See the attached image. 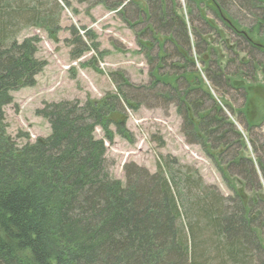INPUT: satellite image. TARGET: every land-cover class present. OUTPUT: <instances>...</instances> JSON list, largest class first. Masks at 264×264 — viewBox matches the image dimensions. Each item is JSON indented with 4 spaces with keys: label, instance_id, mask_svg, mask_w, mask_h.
Instances as JSON below:
<instances>
[{
    "label": "trees",
    "instance_id": "trees-1",
    "mask_svg": "<svg viewBox=\"0 0 264 264\" xmlns=\"http://www.w3.org/2000/svg\"><path fill=\"white\" fill-rule=\"evenodd\" d=\"M78 1L133 25L149 79L134 84L116 70L115 91L99 101L45 103L38 114L51 134L19 144L4 107L45 63L36 37H17L22 25L52 30V19L43 6L0 0V264H264V135L256 132L264 116L253 101L264 76V0ZM71 31L81 43L73 58L99 52ZM142 106H174L185 140L232 194L168 157L154 173L130 163L125 182L113 178L111 117L121 116L122 134L127 110Z\"/></svg>",
    "mask_w": 264,
    "mask_h": 264
},
{
    "label": "rangeland",
    "instance_id": "rangeland-1",
    "mask_svg": "<svg viewBox=\"0 0 264 264\" xmlns=\"http://www.w3.org/2000/svg\"><path fill=\"white\" fill-rule=\"evenodd\" d=\"M23 1L43 6L46 15L52 19L48 25L52 30L42 25H22L17 37L19 42L36 37V58L45 63L35 77V84L12 91V101L4 107L6 132L19 144L33 143L51 134L49 121L38 114L45 103L99 101L108 92L115 91L109 74L116 70L124 71L134 84L147 83L149 66L139 48L136 29L126 23L117 10L78 0H69V5L62 0ZM180 2L182 6L186 4V0ZM73 27L78 29L89 47L97 46V54L93 48L77 58L72 57L71 51L81 47L72 35ZM87 32L92 38L86 36ZM260 81L262 86L253 92L259 118L264 116V76ZM127 114L123 135L116 129L121 116L113 114L114 124L110 128L114 137L110 141L105 139L106 157L113 178L125 182V166L130 163L154 173L158 163L168 157L175 169L185 166L225 196L232 194L202 148L185 140L181 131L182 119L174 106L167 109L142 106L138 110L128 109ZM256 132L264 135V126ZM94 136L104 139L102 128L97 127ZM250 154L255 156L253 152Z\"/></svg>",
    "mask_w": 264,
    "mask_h": 264
},
{
    "label": "bare ground",
    "instance_id": "bare-ground-1",
    "mask_svg": "<svg viewBox=\"0 0 264 264\" xmlns=\"http://www.w3.org/2000/svg\"><path fill=\"white\" fill-rule=\"evenodd\" d=\"M236 18H237V17H236ZM215 19H216V18H215ZM206 22H207V21H206ZM215 35H216V34H215ZM237 36H238V35H237ZM197 40H198V39H197ZM231 40H232V39H231ZM231 40H230V41H231ZM203 42H204V41H203ZM232 45H233V44H232ZM196 69H197V68H196ZM194 112H195V111H194ZM242 119H243V118H242ZM249 143H250V142H249ZM254 195H255V194H254Z\"/></svg>",
    "mask_w": 264,
    "mask_h": 264
}]
</instances>
